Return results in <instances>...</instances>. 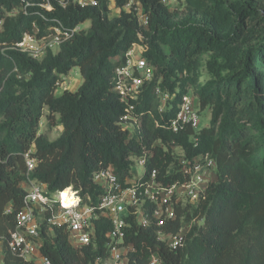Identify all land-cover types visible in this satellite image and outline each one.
Instances as JSON below:
<instances>
[{
  "label": "trees",
  "instance_id": "obj_1",
  "mask_svg": "<svg viewBox=\"0 0 264 264\" xmlns=\"http://www.w3.org/2000/svg\"><path fill=\"white\" fill-rule=\"evenodd\" d=\"M0 0V246L2 264H36L9 245L23 206L27 166L24 153L35 148L37 166L30 173L51 191L68 186L95 198L102 186L94 174L112 168L122 182L138 179L143 188L155 181H186L185 167L208 153L214 179L199 202L174 204L176 218L148 228L130 215L127 242L136 246L127 264H148L157 250L163 264H264V0H140L149 24L134 12L112 15L109 0L95 6L50 0ZM128 0H116L122 8ZM91 21L57 51L36 58L16 48L24 33L47 34L57 21L75 27ZM142 34V38L139 34ZM134 43L154 69L138 99L127 103L116 91L117 69L127 66ZM78 67L82 84L63 89V76ZM136 75H139L137 72ZM191 86L194 87L193 93ZM174 95L161 108L157 90ZM196 96L198 111L209 109L208 127L171 128L184 93ZM47 108L48 113L45 114ZM60 125L51 140L41 121ZM135 119L137 122H135ZM179 148L181 153L175 151ZM145 159L143 173L139 160ZM149 212L152 203H145ZM10 208V210H9ZM187 225L184 245L169 249L157 231L177 233ZM108 219L98 225L95 247L74 246L63 228L43 227L40 251L51 264H102L107 254Z\"/></svg>",
  "mask_w": 264,
  "mask_h": 264
},
{
  "label": "built area",
  "instance_id": "obj_2",
  "mask_svg": "<svg viewBox=\"0 0 264 264\" xmlns=\"http://www.w3.org/2000/svg\"><path fill=\"white\" fill-rule=\"evenodd\" d=\"M26 8L31 4L28 0H22ZM65 7L68 3L80 6H95L99 0H57ZM169 6H177L181 0H162ZM39 5L46 10L53 8L50 0H45ZM110 9L116 14L121 9L134 12L139 23L147 27L149 24L148 13L144 10L140 0H128L120 8L116 6V0H109ZM82 24L75 27L66 26L62 21H57L49 27L47 34L38 35L39 28L34 26V31L24 33L16 48L33 57H42L47 50L57 51L60 45L71 39L82 29ZM142 38V34H139ZM140 48L141 50H139ZM146 48L141 43H134L127 52V66L117 69L118 83L116 91L121 95L122 101L127 103L128 114L124 116L125 124L131 118L133 104L140 94L143 82L152 78L154 69L148 64L143 52ZM139 75H136V73ZM157 94L164 102L174 95L157 90ZM135 122L136 119H135ZM200 114L196 98L192 93H184L181 97L176 116L171 120V128L178 132L185 125L198 128ZM35 148L31 147L24 153L27 166L26 180L22 185L26 189L23 206L17 214L16 228L11 232L9 245L17 250L25 260H34L36 264H51L40 251L42 245V228L47 227L52 233L55 228H63L68 234L71 243L76 247L89 246L92 243L97 246L98 225H102L105 219L110 222V228L105 233V248L107 254L99 256L97 262L102 264H127L131 254L136 251L132 242H127L129 235V216H136L138 223L143 228H148L154 222L161 227L167 221L176 218L174 204L189 201L199 202L205 197V188L209 182L207 172L213 171L215 161L208 153L197 158L193 164L185 167V173L190 175L186 181L164 185L155 181L156 170L152 172L151 180L143 188L138 186V179L130 178L122 182L112 168L102 169L94 174V181L102 186V192L95 198L92 194L84 196L73 186L62 190L51 191L47 183L32 178L30 173L37 166V158L34 155ZM145 159L139 160V165H144ZM134 174L138 175L137 170ZM145 203H152L153 210L149 212ZM10 210V208H9ZM187 227V225H186ZM185 225L177 233H166L159 229L158 240L164 242L171 250L183 247L187 228ZM148 264H163L157 250H151Z\"/></svg>",
  "mask_w": 264,
  "mask_h": 264
},
{
  "label": "rangeland",
  "instance_id": "obj_3",
  "mask_svg": "<svg viewBox=\"0 0 264 264\" xmlns=\"http://www.w3.org/2000/svg\"><path fill=\"white\" fill-rule=\"evenodd\" d=\"M115 15L116 13L115 12H112V15ZM91 25V21L90 20H86L83 24H82V27L83 28H89ZM144 46V45H143ZM145 47V46H144ZM139 50H141L140 48H138ZM64 80L61 81L60 83V89L58 90L57 94L59 95L63 89L67 88V89H70L72 91L76 90L83 82V77H82V74L79 70L78 67H75L73 68L70 73L68 75H65L63 76ZM193 90H194V87L191 86V91L193 93ZM193 97L196 98L195 95L192 94ZM166 102L164 101H161V108H163L165 105ZM48 113V110L47 108L45 109V114ZM200 114V123H199V127L200 128H203V127H208L211 123V111L209 109H206L204 111H201L199 112ZM132 119H134L133 116H131ZM47 119L46 117H43L42 121H41V131L44 132L47 137L51 140H54L56 139L60 133H61V127L60 125H53V126H48L47 125ZM126 126H128L130 129H133V125H134V122L133 123H126L125 124ZM175 151L178 152V153H181V150L179 148H175ZM137 172L138 174H142L144 169H143V165H138L137 167ZM207 179L208 180H212L214 179L215 177V174L213 171H209L207 172ZM186 227V225H185ZM188 228V227H186ZM2 255V249H1V246H0V257Z\"/></svg>",
  "mask_w": 264,
  "mask_h": 264
},
{
  "label": "crops",
  "instance_id": "obj_4",
  "mask_svg": "<svg viewBox=\"0 0 264 264\" xmlns=\"http://www.w3.org/2000/svg\"><path fill=\"white\" fill-rule=\"evenodd\" d=\"M2 259H3V253L1 255V257H0V264H2Z\"/></svg>",
  "mask_w": 264,
  "mask_h": 264
}]
</instances>
